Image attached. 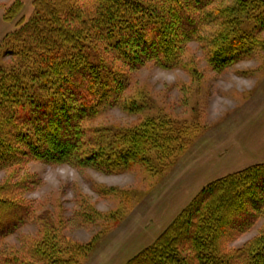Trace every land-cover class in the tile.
<instances>
[{
  "label": "trees",
  "instance_id": "16d2710c",
  "mask_svg": "<svg viewBox=\"0 0 264 264\" xmlns=\"http://www.w3.org/2000/svg\"><path fill=\"white\" fill-rule=\"evenodd\" d=\"M220 1L33 0L42 19L17 22L5 40L10 63L0 68V171L10 172L0 183V241L32 217V207L21 197L37 183L21 172L28 162L118 173L136 162L135 150L143 157L161 148L158 141L166 147L161 129L147 120L128 129L133 134L124 138L127 147L108 155L98 138H86L83 122L120 105L132 72L148 63L166 69L179 65L192 41L203 49L208 44L205 58L217 71L246 58L253 37L232 17L244 10L253 32H260L264 0H237L230 8L215 5ZM21 6L14 1L4 16L13 17ZM213 23L221 27L205 40L202 31ZM260 218L264 163L207 184L152 245L125 264H264V222L242 247L226 248ZM41 222L43 237L23 252L0 255V264H78L70 253L62 255L52 224Z\"/></svg>",
  "mask_w": 264,
  "mask_h": 264
},
{
  "label": "rangeland",
  "instance_id": "374dc122",
  "mask_svg": "<svg viewBox=\"0 0 264 264\" xmlns=\"http://www.w3.org/2000/svg\"><path fill=\"white\" fill-rule=\"evenodd\" d=\"M14 1L0 0V68L10 63L5 42L17 22L42 19L33 0H19L17 13L5 17ZM215 5L237 7V0ZM244 13L238 11L232 18L253 37L246 58L217 71L205 58L208 44L203 49L192 41L179 65L166 69L148 63L132 72L120 105L106 107L83 122L86 138H98L108 155L127 147L124 138L133 134L128 129L147 120L161 129L166 147L158 141L161 148H152L143 157L137 148L136 162L118 173L28 162L21 172L35 176L37 183L21 197L32 207V217L0 241V255L23 252L43 237V219L56 230L63 256L70 253L78 264H125L152 245L207 184L264 163V29L253 32ZM220 27L207 25L202 36L209 40ZM87 54L92 56L90 50ZM9 173L0 171V183ZM263 222L260 218L226 248L242 247L259 233ZM76 246L88 251H74Z\"/></svg>",
  "mask_w": 264,
  "mask_h": 264
}]
</instances>
